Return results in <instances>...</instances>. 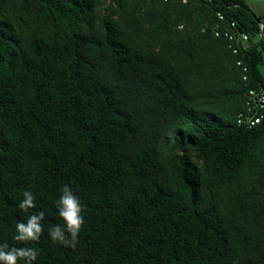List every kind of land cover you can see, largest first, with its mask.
Here are the masks:
<instances>
[{
  "label": "trees",
  "instance_id": "16d2710c",
  "mask_svg": "<svg viewBox=\"0 0 264 264\" xmlns=\"http://www.w3.org/2000/svg\"><path fill=\"white\" fill-rule=\"evenodd\" d=\"M261 86L246 0H0V243L33 264H264V119L237 123ZM64 185L75 249L48 234ZM40 211V239L15 241Z\"/></svg>",
  "mask_w": 264,
  "mask_h": 264
},
{
  "label": "clouds",
  "instance_id": "9594fccd",
  "mask_svg": "<svg viewBox=\"0 0 264 264\" xmlns=\"http://www.w3.org/2000/svg\"><path fill=\"white\" fill-rule=\"evenodd\" d=\"M60 192L56 207L63 226L52 225L48 229V234L54 243L75 249L78 235L85 223L82 215L83 206L68 185L62 186ZM22 195L23 199L19 202L18 207L27 212L35 207V196L28 190H25ZM44 218L43 211L33 212L28 216L26 222H17L15 225L16 235L13 239L23 243L38 241L44 230L41 223ZM37 255V251L31 247H10L7 243H0V264H18L20 260H23L25 264H33Z\"/></svg>",
  "mask_w": 264,
  "mask_h": 264
},
{
  "label": "built area",
  "instance_id": "2783aa9c",
  "mask_svg": "<svg viewBox=\"0 0 264 264\" xmlns=\"http://www.w3.org/2000/svg\"><path fill=\"white\" fill-rule=\"evenodd\" d=\"M212 1V0H207ZM218 16L220 20L225 18L224 14L219 12ZM234 29L227 32L226 35L231 41L236 44L234 52L237 53L239 50V44L249 39V34L245 31L238 29L235 21L231 23ZM263 28V24H262ZM217 35L220 33L217 32ZM247 79V76L244 77ZM264 119V86L249 88L245 93V105L244 108L238 113L237 123L240 126L247 128H253L258 125Z\"/></svg>",
  "mask_w": 264,
  "mask_h": 264
},
{
  "label": "crops",
  "instance_id": "0c3cea01",
  "mask_svg": "<svg viewBox=\"0 0 264 264\" xmlns=\"http://www.w3.org/2000/svg\"><path fill=\"white\" fill-rule=\"evenodd\" d=\"M250 7L259 15H264V0H246ZM256 8L261 9L262 12L256 11Z\"/></svg>",
  "mask_w": 264,
  "mask_h": 264
},
{
  "label": "rangeland",
  "instance_id": "374dc122",
  "mask_svg": "<svg viewBox=\"0 0 264 264\" xmlns=\"http://www.w3.org/2000/svg\"><path fill=\"white\" fill-rule=\"evenodd\" d=\"M256 11L259 12V13L262 12V10L261 9H258V8H256Z\"/></svg>",
  "mask_w": 264,
  "mask_h": 264
}]
</instances>
